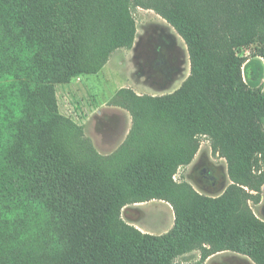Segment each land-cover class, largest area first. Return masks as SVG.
Returning a JSON list of instances; mask_svg holds the SVG:
<instances>
[{"label":"trees","instance_id":"16d2710c","mask_svg":"<svg viewBox=\"0 0 264 264\" xmlns=\"http://www.w3.org/2000/svg\"><path fill=\"white\" fill-rule=\"evenodd\" d=\"M138 8L184 39L191 76L168 97L121 90L113 102L132 113L134 128L104 157L60 115L56 86L99 75L116 51L132 50ZM252 47L255 63L238 55ZM261 59L264 0H0V214L8 201L21 213L17 229L35 224L3 242L42 246L41 264H179L204 245L264 264V222L250 206L264 186ZM202 138L228 163L224 201L176 180ZM154 199L175 210L164 237L123 219L127 206Z\"/></svg>","mask_w":264,"mask_h":264},{"label":"rangeland","instance_id":"374dc122","mask_svg":"<svg viewBox=\"0 0 264 264\" xmlns=\"http://www.w3.org/2000/svg\"><path fill=\"white\" fill-rule=\"evenodd\" d=\"M134 16L138 33L132 50L116 51L99 75L78 77L69 84L56 86L60 115L83 128L85 137L104 157H110L124 147L134 128L132 113L113 102L121 90H130L143 98L168 97L179 91L191 76L188 46L178 32L152 10L138 8L134 10ZM256 53L252 47L238 55L252 58L255 63L257 59L253 56ZM261 61L264 63L263 59ZM249 75L256 82L259 70L252 68ZM243 77L249 81L244 71ZM259 85L264 90V77ZM176 180L188 183L201 196L224 201L230 185L228 163L215 154L208 139L202 138L196 158L191 165L179 171ZM260 197L259 204L250 202V206L255 216L264 222V186ZM9 203L6 201L1 205L0 264H15L17 258H14L24 251L28 258L26 264H41L42 246L30 242L24 248L21 244L7 245L3 242L6 233L17 238L19 234L15 232L21 231V234L25 227H35L34 223L26 225L22 220L24 227L20 224L17 229L21 213L19 208L10 207ZM123 219L143 234L153 237L169 235L176 224L173 206L159 199L127 206L123 210ZM179 261L256 264L249 257L234 251L216 253L209 245L197 248Z\"/></svg>","mask_w":264,"mask_h":264},{"label":"crops","instance_id":"0c3cea01","mask_svg":"<svg viewBox=\"0 0 264 264\" xmlns=\"http://www.w3.org/2000/svg\"><path fill=\"white\" fill-rule=\"evenodd\" d=\"M152 12H154V11H152ZM157 15V14H156Z\"/></svg>","mask_w":264,"mask_h":264}]
</instances>
